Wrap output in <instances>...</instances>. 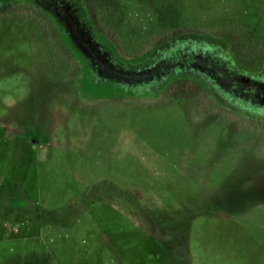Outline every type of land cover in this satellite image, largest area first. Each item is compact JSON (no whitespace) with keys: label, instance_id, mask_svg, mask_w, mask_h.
Listing matches in <instances>:
<instances>
[{"label":"rangeland","instance_id":"1","mask_svg":"<svg viewBox=\"0 0 264 264\" xmlns=\"http://www.w3.org/2000/svg\"><path fill=\"white\" fill-rule=\"evenodd\" d=\"M6 1L0 264H264L262 105L206 96L186 81L204 82L190 70L140 88L117 73L137 74L156 53L120 56L167 33L203 32L225 37L185 40L198 52L237 47L233 71L264 84V0L91 5L107 39L68 6L92 57L43 4ZM163 219L165 245L155 240Z\"/></svg>","mask_w":264,"mask_h":264},{"label":"trees","instance_id":"2","mask_svg":"<svg viewBox=\"0 0 264 264\" xmlns=\"http://www.w3.org/2000/svg\"><path fill=\"white\" fill-rule=\"evenodd\" d=\"M8 1V0H7ZM6 1V2H7ZM10 3H17L19 0H9ZM24 3V5H30L40 3L38 4L40 7L43 4V11L46 13V17L53 16L52 22H63L65 26L69 28V31L74 38L73 40L78 44V46L85 50L91 57L90 51L88 50V45L85 43L83 44V39L80 37L78 30L76 29L74 19L72 18L74 15L70 14V9L68 6H78L80 9H82L83 14H85L88 19L90 20L94 30L103 38L107 39V36H105L97 27V23L93 19V13L91 12V5H96L98 3H103L107 7H113L115 6V3L117 1H128L129 3H134L138 0H73L72 2L70 0H20ZM158 1V0H153ZM145 2V1H144ZM77 3V4H76ZM156 4L153 3L154 6ZM37 9L35 8V11ZM56 19V20H55ZM63 31V30H62ZM210 36L211 38H215L219 40L218 36L225 37L221 34H206L203 32H170L165 34L163 37L159 38L155 42H151V46L144 50L141 54L138 56H131L129 58L120 56L125 61H134L139 58H142L148 54H155L153 55V59L149 60V64L147 66H144L143 69L136 68L137 74H134L132 70H117V73H120V76L123 77H129L133 81H138L136 84L139 85L137 88L142 87L145 85V83L148 81L150 83H153L161 78V76L166 75L167 73L173 72V73H182L186 72V70H190L191 72H194L198 74V76L203 79L204 82H195V77L192 76L193 74H189V79L186 81H190V84L198 83V89L207 94H210L214 96V94L218 95L226 100L228 103H230V99L240 100L241 102H250L253 105H262L259 107L262 110H264V84L256 83L253 80L251 81L249 78L245 76H239V73H236L233 71V63L231 58L237 56L238 48L232 45V53L230 50L226 48V46L223 45H216V49L213 47V45H203L207 50L203 52H198L195 48V45H191L189 40H185L188 37L192 36ZM64 40L65 34L62 33L61 35ZM218 37V38H217ZM187 41L186 43L184 42ZM220 42H223L222 40H219ZM81 44V45H80ZM221 44V43H219ZM209 48L211 50H209ZM159 50V51H158ZM158 51V52H157ZM229 51V53L227 52ZM226 52L229 54L226 56ZM151 54V55H152ZM151 55H148L150 57ZM232 62V64H231ZM130 64V63H128ZM133 65V64H130ZM135 71V70H134ZM192 77L194 79H192ZM106 79L114 80L113 77H105ZM182 79V77L177 78L174 77L170 80L171 84L172 81H176L179 83V80ZM192 79V80H191ZM256 78H254L255 80ZM116 81V80H114ZM245 112V111H244ZM247 113V112H246ZM249 114V113H248ZM253 116V115H252ZM254 119H257L261 122H264V119H262L259 116L254 115ZM13 202V205L9 202L8 205L12 207H23L25 206V202L18 201L14 197L8 198V200H11ZM15 201V202H14ZM157 221V220H156ZM162 221V220H161ZM158 223V221H157ZM160 223V233L158 237H155V240H158L161 244L165 245V243H168L167 239L165 238L168 235H171V231L168 230L170 224L172 223L169 219L165 220L163 219L162 223ZM176 245V244H175ZM178 247V244L176 245Z\"/></svg>","mask_w":264,"mask_h":264}]
</instances>
